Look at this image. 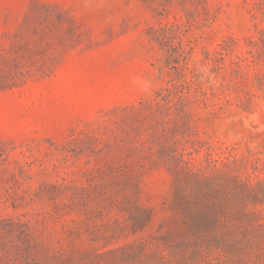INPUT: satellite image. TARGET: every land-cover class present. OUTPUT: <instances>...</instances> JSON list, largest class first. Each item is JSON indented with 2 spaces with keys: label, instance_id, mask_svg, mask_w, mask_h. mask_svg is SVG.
Masks as SVG:
<instances>
[{
  "label": "rangeland",
  "instance_id": "rangeland-1",
  "mask_svg": "<svg viewBox=\"0 0 264 264\" xmlns=\"http://www.w3.org/2000/svg\"><path fill=\"white\" fill-rule=\"evenodd\" d=\"M0 264H264V0H0Z\"/></svg>",
  "mask_w": 264,
  "mask_h": 264
}]
</instances>
